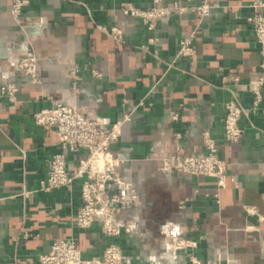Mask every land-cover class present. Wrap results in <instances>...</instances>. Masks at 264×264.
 <instances>
[{"label":"crops","instance_id":"obj_1","mask_svg":"<svg viewBox=\"0 0 264 264\" xmlns=\"http://www.w3.org/2000/svg\"><path fill=\"white\" fill-rule=\"evenodd\" d=\"M29 1L18 20H37L29 29L45 26V34L2 27L8 45L0 59V87L14 81L20 92L15 103L0 97V264H38V255L61 240L75 241L86 258L101 257L115 242L125 264H146L149 253L159 257L165 250L173 264H192V256L204 263L264 264V120L242 118L246 133L235 144L225 139L223 122L230 101L251 104V81L261 70L260 46L247 20L256 0H165L188 10L164 17L151 31L123 16L120 0ZM134 1L152 6L151 0ZM12 2L0 0V14L12 17ZM205 4L203 17L191 10ZM99 26L119 27L124 42ZM191 35L195 54L180 58V40ZM31 58L37 60L36 82L18 68ZM73 69L78 80L70 76ZM231 76L237 81L225 79ZM57 103L107 128L134 110L112 152L140 204L118 208L122 231L112 239L99 222L88 230L77 227L80 179L40 189L49 159L62 148L56 134L37 127L33 117ZM205 133L217 141L234 182L220 189L212 178L159 171L164 158L205 153ZM84 157L69 155L71 171ZM167 220L181 225V236L195 240L197 248L170 249L159 231Z\"/></svg>","mask_w":264,"mask_h":264},{"label":"built area","instance_id":"obj_2","mask_svg":"<svg viewBox=\"0 0 264 264\" xmlns=\"http://www.w3.org/2000/svg\"><path fill=\"white\" fill-rule=\"evenodd\" d=\"M151 7H140L134 0H120L119 8L123 16L141 22L148 30H153L164 17L175 12L184 13L187 7L178 3L166 5L165 0H151ZM29 0H13L11 14L18 20ZM250 8L254 13L248 17L255 39L260 46L262 56L261 70L251 81L252 102L250 105H240L230 101L224 110L225 139L232 144L242 140L245 130L240 126L244 117L260 116L264 120V0H256ZM209 5L191 8L200 17L208 11ZM99 29L111 36L114 41L124 42L123 31L117 26H99ZM194 37L187 36L180 40V58H191L195 54ZM151 38L150 43L158 42ZM146 48V47H143ZM18 68L24 76L38 81L37 60L23 59ZM78 69L70 71V76L78 80ZM227 81H237V77H227ZM20 92L17 82H8L0 87V97L15 103ZM140 101L138 106H143ZM134 111V110H133ZM133 111L110 127H105L100 120H95L80 113L75 108L64 103L43 108L34 114V123L45 131H53L62 151L54 154L48 161V173L40 182L42 191H51L70 186L76 179L81 180L82 203L77 213L76 225L82 230L92 228L100 223L106 238L112 239L120 234L121 227L116 220V212L123 205L140 204L137 189L132 183L123 181L118 168L122 161L112 152V145L120 139L121 130L126 122L133 118ZM173 120H179L178 115ZM206 152L189 157L171 156L162 160L159 171L167 174L170 171L181 172L190 176L207 177L216 181L218 188L224 189L229 181L234 182L228 163L220 157L217 141L209 134H204ZM85 154L75 169L71 171L68 157L71 154ZM115 188V189H113ZM248 210L250 207H246ZM166 244L174 251L195 249L198 243L190 238L169 235ZM38 264H125L124 251L115 242L108 243L101 257L83 256L81 249L73 240H61L52 245L51 251L41 253L37 257ZM192 264H232L230 262L204 263L196 256L191 258ZM16 264V263H10Z\"/></svg>","mask_w":264,"mask_h":264},{"label":"water","instance_id":"obj_3","mask_svg":"<svg viewBox=\"0 0 264 264\" xmlns=\"http://www.w3.org/2000/svg\"><path fill=\"white\" fill-rule=\"evenodd\" d=\"M6 14L2 13L0 14V59H5L7 57V45H8V37L7 33L2 30V27H22L27 33H35L39 30L42 32V34H45L46 27L44 26L42 29H29V26L32 23L37 22V20L34 21H23V20H16L14 17H5Z\"/></svg>","mask_w":264,"mask_h":264},{"label":"clouds","instance_id":"obj_4","mask_svg":"<svg viewBox=\"0 0 264 264\" xmlns=\"http://www.w3.org/2000/svg\"><path fill=\"white\" fill-rule=\"evenodd\" d=\"M160 235L162 237L167 238L169 235L180 236L181 233V225L175 224L172 220L165 221L162 225H160ZM146 264H161L162 261H167L168 264H173V260L169 255L168 250H165L163 253L157 257L154 253H149L146 256Z\"/></svg>","mask_w":264,"mask_h":264}]
</instances>
